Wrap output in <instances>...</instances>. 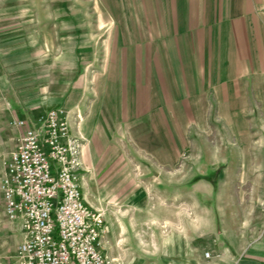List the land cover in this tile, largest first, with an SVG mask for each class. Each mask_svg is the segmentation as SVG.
I'll list each match as a JSON object with an SVG mask.
<instances>
[{"label": "crops", "instance_id": "obj_1", "mask_svg": "<svg viewBox=\"0 0 264 264\" xmlns=\"http://www.w3.org/2000/svg\"><path fill=\"white\" fill-rule=\"evenodd\" d=\"M100 3L116 25L108 47L101 49L95 34H84L72 6L61 7L63 17L75 22L72 30L60 20L58 31L43 33V58L49 55L52 63L44 70L56 73L54 84L53 76L45 80L58 88L57 98L46 96L44 79L30 99L5 96L3 84L0 115L38 126L50 109H67L73 132L85 141L77 173L82 194L104 213L101 242L109 257L124 264H264V193L231 213L223 201V157L213 162L205 154L209 161L198 176L173 170L167 179L155 178L171 185L165 192L170 201L160 203L170 208V217L161 224L148 219L147 179L131 170L148 161L175 169L181 149L174 137L189 117L264 120V0ZM22 54L7 57L9 71H27ZM22 132L15 128L7 142L0 138V150L9 151L6 162ZM256 149L264 156V144L225 152ZM124 153L132 158L125 160ZM260 163L264 168L263 158ZM5 173L0 163V184ZM12 228L15 253L22 234L19 225Z\"/></svg>", "mask_w": 264, "mask_h": 264}, {"label": "rangeland", "instance_id": "obj_2", "mask_svg": "<svg viewBox=\"0 0 264 264\" xmlns=\"http://www.w3.org/2000/svg\"><path fill=\"white\" fill-rule=\"evenodd\" d=\"M106 3H109V0H106ZM65 5L72 6V10L78 12V19H74V21H78L77 24L83 28L85 35L95 34L99 37L101 49L108 47L109 33L115 31L116 25L114 26L108 19L107 9L102 6L100 0H0V90L4 84L3 94L5 96L10 94L19 99L21 96L33 98L36 96V90L41 88L38 86L39 81L44 79L45 87L47 86L45 89L48 91L46 96L52 100L57 98L58 88L52 86L56 73L44 70L52 63H50L49 55L43 58L45 40H43V33L58 31L60 20H64L65 27L72 30L75 22L67 21L62 14L61 7H65ZM21 52L23 53L22 63L26 66L28 64L29 68L27 71L21 72L9 71L10 63L7 61V57L10 54ZM46 53L50 54L49 51ZM17 60L16 63L19 64L21 61ZM44 63L49 66H45ZM72 75L73 73L68 72L69 78ZM50 76H53V84L49 87L47 85L49 82L45 79ZM89 78L91 79V77ZM238 117V115H211L210 118L200 122L192 117H189L187 122L186 120L180 121L179 134L174 137L181 149L179 163L175 169L171 166L155 167L153 165L151 167L152 161L147 162L148 165L150 164L149 166H144L143 163L141 164L142 160L137 162V164H141L142 168L131 167L134 174H139L143 181H145L144 179L148 181L146 186L151 198L149 206L152 208L151 215L148 217L149 222L161 224L163 218L170 217V208L162 207L160 203L162 200L170 201L171 196L166 195L165 192L170 191L171 185L154 182L155 178L167 179L171 177L173 170H179L180 176H198L200 172H205L204 164L208 160L205 154H211L213 162L221 156L226 163L221 174L225 182L223 186L226 187L223 201L231 213L233 209L241 207L245 202L257 199L259 194L264 193V178H262L264 177V168L260 166V160L264 159V156H261L260 151L256 149L255 151L232 150L225 152L226 147L230 150L240 145L246 148L249 144H264V120L248 117L242 120ZM12 121L7 116L0 115V138L3 137L5 142L12 137L11 130L15 129ZM194 145L198 147L197 149H203L206 146L210 151L207 153L198 152L192 148ZM190 147L193 149L192 151L189 149ZM226 153L228 157L224 159ZM8 154L9 151L0 150L2 166H4ZM124 158L125 160L131 159L132 154L124 153ZM247 161L251 166H244ZM216 167L214 165L212 168ZM14 231L15 229L12 228L5 215L0 195V264H11L15 247L10 243V240L14 236Z\"/></svg>", "mask_w": 264, "mask_h": 264}, {"label": "built area", "instance_id": "obj_3", "mask_svg": "<svg viewBox=\"0 0 264 264\" xmlns=\"http://www.w3.org/2000/svg\"><path fill=\"white\" fill-rule=\"evenodd\" d=\"M38 123L12 121L23 132L0 184L5 215L22 234L11 264H124L103 252L104 213L82 194L85 141L67 109L54 107Z\"/></svg>", "mask_w": 264, "mask_h": 264}]
</instances>
